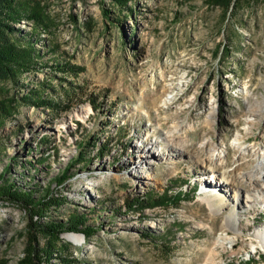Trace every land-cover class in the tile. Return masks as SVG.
Segmentation results:
<instances>
[{
	"label": "rangeland",
	"instance_id": "obj_1",
	"mask_svg": "<svg viewBox=\"0 0 264 264\" xmlns=\"http://www.w3.org/2000/svg\"><path fill=\"white\" fill-rule=\"evenodd\" d=\"M119 2L18 0L28 17L8 24L38 55L0 80V175L48 189L41 221L80 215L94 231L33 240L0 198V264H264V191L235 184L248 206L215 190L219 213L202 200L212 174L240 179L264 160V0L227 14L208 0Z\"/></svg>",
	"mask_w": 264,
	"mask_h": 264
},
{
	"label": "trees",
	"instance_id": "obj_2",
	"mask_svg": "<svg viewBox=\"0 0 264 264\" xmlns=\"http://www.w3.org/2000/svg\"><path fill=\"white\" fill-rule=\"evenodd\" d=\"M213 5H222L224 14L228 13L229 5L233 0H208ZM119 4V0H115ZM104 15L107 17V11L103 9ZM106 12V13H105ZM28 16L21 9L18 0H0V80L10 78L19 68L29 67V60L37 57L34 49L30 45L31 40L26 38L8 23H18ZM91 108L96 110L98 105L91 104ZM81 152L79 157L81 158ZM7 171V169H6ZM5 171V173H6ZM68 169H64L57 180H64L67 177ZM0 175V198H5L9 202H13L19 208L23 209L28 215L27 229L32 239L36 235L53 238L57 241L63 232L82 233L89 237L94 229L86 225L85 217L76 215L66 219L65 221H41L42 216H46L44 208H50L52 202L48 189L43 190V195L35 197V191L29 190L23 186H17L14 182L4 180V175ZM155 198H149L147 201H134L130 208H138L143 210L152 207ZM147 202V203H146ZM143 203V204H142ZM137 205V206H136ZM37 248L32 247L31 259L35 260ZM30 260L29 256L27 258Z\"/></svg>",
	"mask_w": 264,
	"mask_h": 264
},
{
	"label": "bare ground",
	"instance_id": "obj_3",
	"mask_svg": "<svg viewBox=\"0 0 264 264\" xmlns=\"http://www.w3.org/2000/svg\"><path fill=\"white\" fill-rule=\"evenodd\" d=\"M172 137H173V134L167 133L165 139L168 141L167 143H170L171 147H175L176 145H175ZM178 147L180 148L181 145ZM175 148H177V147H175ZM239 148H240V150L242 149L241 147H239ZM180 149H182V148H180ZM151 159H152V157L150 155H147L145 157V160L148 161L149 163H150ZM229 174L230 173H228V172L220 173V174H212L213 178H211L209 182L210 183L215 182L217 186H216V188L211 190L212 194L206 195L202 199L203 201L206 202V204L209 205V207H213V210L216 211L217 213H219L222 210V208H221V206H218V205L215 206V204H213V202H212L211 197L212 196L217 197V195H215V193H214L215 190H219L220 192L225 194V193H227L226 190L230 189L229 186H232V187H234L233 198L237 202H240V199L243 198V200H244L243 202H245L246 205H248V206H250L249 204L252 202L251 199L255 200V197L249 196L248 194H246L247 193L246 191H248V189L246 191L242 190L243 191L242 193L239 190L237 191L235 189L236 188L235 184H238L239 186L242 184H247L248 187H251L249 190H254L255 188L256 189L259 188L260 190L264 191V160L261 161L258 166L253 167L252 170L247 173V175H243V176L241 175L242 177H239L240 179H237L236 177H232V176L230 177ZM239 182H240V184H239ZM206 188H208V187L206 186ZM207 191L210 192L209 190H206V192ZM227 219H228L227 220L228 226L230 228L231 227H233V228L238 227L240 229L239 217L237 216V214L235 212H232ZM66 237L68 239H73V240H76L78 242L81 241V239H82L77 234H69ZM257 238L259 240L258 242L260 243V245L262 247H264V232H259L257 234ZM224 241H230V238L228 236H225L223 238L221 237V238L217 239V242H219L221 244H223Z\"/></svg>",
	"mask_w": 264,
	"mask_h": 264
}]
</instances>
